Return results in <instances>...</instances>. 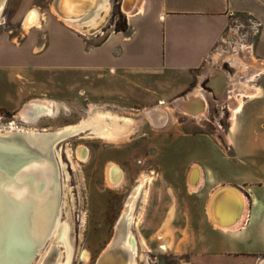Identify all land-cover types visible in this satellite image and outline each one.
I'll return each instance as SVG.
<instances>
[{
	"label": "rangeland",
	"instance_id": "1",
	"mask_svg": "<svg viewBox=\"0 0 264 264\" xmlns=\"http://www.w3.org/2000/svg\"><path fill=\"white\" fill-rule=\"evenodd\" d=\"M122 1L111 0L104 33L98 36L85 35L60 22L52 11V0H7L2 9L0 132L11 129V123L15 128L56 129L87 119L97 109L132 116L139 123L133 134L119 142L83 138V131L67 139L72 154L67 153L66 143L56 148L61 175L58 215L61 225H67L72 259L66 263L63 238L55 234L32 264H96L138 189L141 195L135 205L134 222L140 212L144 216L139 224L132 222L130 231L140 238L139 243L145 239L147 247L140 245L142 255L132 264L188 262L175 254L174 243L179 245L190 233L198 232L211 192L225 181L245 185L260 179L263 173V166L230 165L232 159L264 158L261 101L244 100L231 89L222 98L210 77L203 81L196 77L184 91L174 92L172 77H129L90 69L94 59L110 63L120 58L117 52L123 47L122 35L108 39L95 50L91 47L106 40L111 32H119L117 25L128 24ZM34 8L46 18L39 28L25 29V16ZM235 28L237 38L243 37V27ZM223 56H218L213 72L222 67L234 75L243 69L237 70L231 62H219ZM195 90L203 92L209 104L200 117L183 111L181 104ZM34 99L48 100L52 110L36 123L22 122L20 111ZM162 99L167 104L158 109ZM238 104L240 108L234 111ZM80 146L88 149L86 160L77 156ZM217 160L227 164L213 166ZM110 162L117 163L125 173L122 187L107 184L105 172ZM204 163L208 166L202 181L197 187L189 186L187 171L193 164ZM151 171L158 177L143 203L145 189L140 187V178ZM168 218L172 234L161 240L158 233L163 232ZM192 223L195 228L190 227Z\"/></svg>",
	"mask_w": 264,
	"mask_h": 264
},
{
	"label": "bare ground",
	"instance_id": "2",
	"mask_svg": "<svg viewBox=\"0 0 264 264\" xmlns=\"http://www.w3.org/2000/svg\"><path fill=\"white\" fill-rule=\"evenodd\" d=\"M6 1L0 0V15ZM137 2L138 0H123L122 9L129 15L134 14ZM51 8L60 22L64 21L80 33L90 35L92 30L106 20L110 12L111 0H52ZM25 17L23 23L25 29L39 28L46 18L37 8L32 9ZM1 20L0 18V22ZM223 55L220 53V56ZM219 60V62H231L237 70L242 63L253 69V77L258 75L257 68L260 63L254 57L247 61L237 52L230 51ZM241 75L240 72H236L234 75L231 74V77L234 84L244 88L246 80L243 81ZM194 93L193 99L199 97L201 92L195 90ZM200 98L203 97L196 99ZM188 99L192 100L191 96ZM193 103L200 107L194 108ZM230 103L233 105L232 99ZM166 104L165 100H160L158 109ZM181 104L183 111L196 117H200L207 111L206 100L192 101L190 106L184 99ZM239 108L240 104L235 106L234 111ZM51 110L52 105L48 100L34 99L20 111V120L25 123H36ZM13 124L10 125L11 129L0 132V264H32L36 254L55 234L63 238L62 243L64 242L67 252L66 263H69L72 259V251L66 240L67 225H61L58 215L61 175L58 162L60 156L56 148L66 143L67 153L72 154L71 143H68L67 139L83 131H85L81 136L83 138H98L110 143L119 142L133 134L139 123L132 116H121L110 110L97 109L87 119L51 130L35 127L15 128ZM88 155L86 147L77 148V156L80 159L86 160ZM202 172L197 164H193L190 168L187 179L191 187H197L200 184ZM105 173L107 184L112 187H122L126 182L125 173L115 162L108 163ZM157 177V173L153 171L141 175L140 187L144 186L145 189L143 203L147 202L150 188ZM169 191L172 189L170 188ZM139 195L141 194L138 189L129 199L127 211L122 213L112 237L99 255L96 264H132L135 263L136 257L139 258L142 255L139 252L140 245L144 244L147 247L145 239L139 243L140 238L138 239L136 234L130 231L132 222L139 224L144 216V212H140L134 222L135 205ZM246 201L247 197L239 186L231 183L218 185L207 199V217L218 228H237L245 217ZM173 214L172 207L171 218ZM128 218H130L129 222ZM171 218H168L162 226L163 232L158 233L161 240H166L172 234L169 222ZM54 252L53 254L58 256V252L57 254Z\"/></svg>",
	"mask_w": 264,
	"mask_h": 264
},
{
	"label": "crops",
	"instance_id": "3",
	"mask_svg": "<svg viewBox=\"0 0 264 264\" xmlns=\"http://www.w3.org/2000/svg\"><path fill=\"white\" fill-rule=\"evenodd\" d=\"M137 3L134 14H128L126 31L111 32L106 40L91 47L95 50L108 39L122 35L123 47L117 52L120 58L110 63L94 59L90 69L129 77H172L174 92L184 91L196 77L213 78L217 95L222 98L231 89L230 92L244 100L262 102L264 150V0H138ZM103 23L91 31L92 36L104 33L106 23ZM235 27H243V37L237 38ZM229 47L247 61L254 57L260 63L256 77L252 76L253 69L239 64L243 68L238 71L241 79L246 80L244 88L234 84L224 68L212 71L220 53H227ZM193 94L194 91L189 94L192 100L185 99L189 105L192 101L206 100L209 106L203 92L198 95L203 97L199 100L196 99L199 97L193 99ZM226 164L217 160L213 166ZM197 165L203 171V178L208 164ZM230 165L264 167V158L232 159ZM262 172L257 181L237 185L247 197L246 214L237 228L214 226L205 208L198 232L190 233L179 245L174 243L175 254L186 257L185 261L191 264H264V168ZM187 183L190 186L188 179ZM190 227L195 228L194 223Z\"/></svg>",
	"mask_w": 264,
	"mask_h": 264
},
{
	"label": "trees",
	"instance_id": "4",
	"mask_svg": "<svg viewBox=\"0 0 264 264\" xmlns=\"http://www.w3.org/2000/svg\"><path fill=\"white\" fill-rule=\"evenodd\" d=\"M128 29V24H127V22L124 24V25H117V27H116V30L117 31H126Z\"/></svg>",
	"mask_w": 264,
	"mask_h": 264
},
{
	"label": "flooded vegetation",
	"instance_id": "5",
	"mask_svg": "<svg viewBox=\"0 0 264 264\" xmlns=\"http://www.w3.org/2000/svg\"><path fill=\"white\" fill-rule=\"evenodd\" d=\"M130 221V218H128V222Z\"/></svg>",
	"mask_w": 264,
	"mask_h": 264
},
{
	"label": "built area",
	"instance_id": "6",
	"mask_svg": "<svg viewBox=\"0 0 264 264\" xmlns=\"http://www.w3.org/2000/svg\"><path fill=\"white\" fill-rule=\"evenodd\" d=\"M123 2V1H122ZM126 13V12H125Z\"/></svg>",
	"mask_w": 264,
	"mask_h": 264
}]
</instances>
